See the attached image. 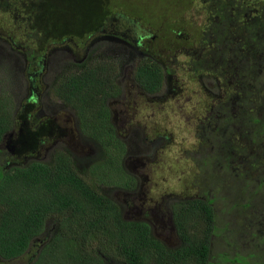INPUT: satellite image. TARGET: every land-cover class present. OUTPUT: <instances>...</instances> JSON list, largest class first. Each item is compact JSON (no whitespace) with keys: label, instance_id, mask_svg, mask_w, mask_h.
Instances as JSON below:
<instances>
[{"label":"trees","instance_id":"obj_1","mask_svg":"<svg viewBox=\"0 0 264 264\" xmlns=\"http://www.w3.org/2000/svg\"><path fill=\"white\" fill-rule=\"evenodd\" d=\"M203 1L205 20L196 46L192 70L194 73H209L232 90L237 89L240 83L237 91L243 97L235 110L243 114L245 119L254 122L255 145L260 152V158L255 164L264 176V0H257L258 3L252 4L246 3L247 0ZM160 2L164 4L163 0ZM143 4H136V12L131 17L135 27V20L141 24L138 21L139 6L143 7L148 17L144 21L147 24L142 22L141 25H151L154 18L159 19L158 4L155 3L154 11L145 8ZM61 6L60 0H40L44 15V36L35 35L32 40L35 45L25 44V50L42 48L50 40H59L64 30L70 32L69 37L79 39L99 31L104 23L105 16L100 21L92 19L75 29H61L49 22L51 12L57 11ZM6 7L8 2L2 0L0 9L5 11ZM161 30V35L154 33L162 42L159 47L156 44L151 46L154 57L158 55L160 47L170 49L172 53L175 44L167 39L179 35L166 25ZM103 43L104 41L98 42L91 50L84 66L71 67L64 76L57 79L54 93L75 109L81 130L93 140L100 151H107L108 155V148L113 142L107 141L111 126L104 103L106 97L117 95L119 87L115 77L113 78L115 69H111L109 59H105L106 56L102 59L94 58L101 54L99 49ZM237 71H241L240 77L243 75V85L239 75L235 74ZM171 74L167 62L154 59L141 61L135 70L140 89L147 93L161 90L164 79ZM256 94L259 97L255 112L250 108L249 111L241 110L244 104L251 107L254 98L252 96ZM9 116L7 109L0 107V140L10 128ZM233 116L228 121L236 125V135H240L241 128L237 130L234 113ZM229 131L234 132L230 128ZM215 134L211 133V138ZM74 166L69 154L58 151L50 163L33 162L27 166L0 170L1 258L9 260L23 255L31 241L42 232L48 210L56 205V201H61L60 206L68 208L61 223L66 227L67 231H63L66 237H52L31 264H105L112 259L125 264L212 263L208 242L216 221L213 205L201 199L176 203L173 218L181 243L176 249H168L150 233L147 224L122 220L117 204L105 192L96 189L92 182L83 179ZM242 213L228 216L225 225L230 222L235 228L243 225ZM248 229L256 234L255 228L248 226ZM257 235L264 244V230ZM253 246V251H246V255L239 254L234 260L245 257L248 264H264L263 259L260 263L256 257L263 258L264 249L256 250ZM252 256L254 257L251 258Z\"/></svg>","mask_w":264,"mask_h":264},{"label":"flooded vegetation","instance_id":"obj_2","mask_svg":"<svg viewBox=\"0 0 264 264\" xmlns=\"http://www.w3.org/2000/svg\"><path fill=\"white\" fill-rule=\"evenodd\" d=\"M135 22L136 27L132 24L133 21L127 19L125 15L115 13L113 18L105 19L101 29L93 34L85 35L79 39L62 36L59 40L48 41L42 48L37 47L28 51L23 49L21 51L20 49L22 47L18 45L12 35L6 34L4 36V34L0 33L1 49L7 48L9 53L6 55V63L9 64L8 68H18L24 81V85L21 88L22 94L19 99L18 108L15 112L17 119H13V122L10 121V128L2 135L0 144L4 142L7 135L10 134L9 136H11L16 131L22 133L26 123L30 130L38 132L33 137V140L40 143L41 148L45 145L43 152H41L40 149L34 148L29 155H23L21 157L16 155L4 163L1 158V155L4 154H2L3 149L1 148L0 165L2 166H0V170L27 166L33 162L50 163L53 161L55 153L58 151H62L71 156L76 172L86 181L90 179L85 175L89 165L93 164L91 170L97 167V174L99 168L104 169V166L96 163V160L100 158L99 151L96 148H94L93 158L84 167L83 159H89L88 157H90V155H84V153H88L84 150L87 151L89 149V143H93V140L81 130L75 109L69 104L61 101V99L55 95L54 87L57 79L64 76L71 67H79L86 64L85 60L89 57L91 50L97 46L96 44L98 42L104 41V43H109V46H115V48L123 50L127 56L125 62H123L120 67V72L118 65L109 59L111 69H115L113 78L115 77L114 79L119 90L117 95L106 97L104 103V108L107 109L108 121L111 126L107 141L109 143L110 141L113 142L111 146L114 149L113 153L108 151V155H106L108 157L107 166L105 167L106 171H102L100 174V176L108 180L110 185L105 193L119 207L122 220L147 224L150 233L167 246L168 249H176L181 243L180 235L174 225L173 218V209L176 203L201 199L213 205L216 200L223 201L222 199H227L231 197L232 194L225 193L222 194V198H220L219 195L212 198L213 195L217 194L215 189H213L212 193H208L207 190H205L201 192V195L193 194L191 196H180L172 192L174 186H171V189L168 187L161 191L157 184L154 189H152V185L147 184L153 174H160L162 172L160 171L161 164L158 160V153L166 144L171 142L172 137L161 131L160 128H156L154 130L155 132L148 130L146 120L148 118L146 116L143 123L137 121L133 122V116L128 114L126 109V102H110V100L116 99V97L121 94L127 97L126 90H121L120 78H117L118 72L122 74L124 86L127 87L130 82H133L138 89L137 93L143 96H148L151 99L159 98L161 100L168 92L167 78L164 79L163 88L155 93H147L141 90L136 81L135 70H137L141 61L148 59L158 60L162 63L163 61L159 57L156 58L157 56H153L151 45L149 46V43L156 38V34L152 33L147 26L138 24L137 20H135ZM179 33L180 32H178V34ZM168 57L169 56H167V58ZM94 58L102 59V56L97 55L94 56ZM209 75L215 79L214 76L211 74ZM239 79L243 85L242 74L241 77L239 75ZM239 85L236 90H232V93L230 92V94L226 96L225 100L217 106L216 110L210 113L208 120L198 126L197 130L200 129L199 132H203L200 134V137L198 136L199 142L201 143L200 145H208L207 151L199 158L201 159L204 169L211 165L212 159L215 158L212 155L214 143L212 140L214 138L208 139V135H210L211 131L209 132L207 126L212 117H222L225 121L222 140L226 148H228V141L231 147L236 148V150L228 149L221 152V154H225L222 158V162L232 166H234L235 162H238L240 170L244 175H252V178L257 180L258 187H249V183L243 185V187L246 188L245 190L250 189V193L246 196L248 199H253V201L257 200L256 203L261 204L260 195L264 193V188L262 187L264 185V177L260 180L259 176H261L262 173L256 166L257 160L260 158V152L255 145L256 134L254 122L245 119L244 115L239 114L235 109L233 111L231 110L232 106L235 107L239 105L241 102L240 98L243 97V94L237 91ZM222 89L229 90L226 86L222 87ZM13 90L15 89L13 88ZM172 93L174 94L175 90H172ZM252 97L254 98H252L253 102L251 107H249L250 105L244 104L241 110L247 109L249 111L250 108V110L255 112L259 96L256 94ZM94 106L95 105H91V107ZM100 106L98 105V107ZM112 111L118 113L117 118L111 116ZM233 113L236 116V123L238 124L237 130L241 128L240 135H236V125L228 121L230 116L231 118L234 117ZM153 115L154 114H152V116ZM9 119L11 120V118ZM26 120L28 123L25 122ZM229 128L234 132L229 131ZM203 136L204 138H202ZM116 139L117 142L115 141ZM197 154L199 155V153ZM249 163L251 164L247 165ZM234 175H238L237 169L236 171L233 170V173H231V176ZM146 185H148V187ZM210 185L214 188V185ZM235 196L238 197V194ZM163 200L168 218L172 224V230L167 233L157 234V226L164 227L163 221L161 222L160 220L163 219L165 214H163L161 208L158 207V205L161 206ZM60 204L61 201H56V205H53L48 210L44 219L42 232L31 241L26 252L20 256V258L24 255L28 256L26 264H31L35 260V256L52 237L57 235L66 237V233H63L66 227L61 225V223L66 217L68 208L61 207ZM223 205L225 206L224 202ZM261 205H264V203ZM221 211L226 214L227 217L229 216L225 209ZM230 224L231 223L225 225L226 230ZM214 226V231L210 233L208 242L211 264H242L244 262L248 264L245 257H241V259L235 261V257L239 256L237 253L233 258L228 257L225 253H219L213 257L212 247L214 241L216 239L218 241H227L226 238L221 237L217 233L218 227L216 221ZM253 228H255L256 234L253 235L251 243L248 245H254L253 248L256 250H259V248L263 250V240L257 234L263 232L264 223H256ZM253 228L251 227V229ZM160 235L164 236L162 237ZM253 257L254 256L251 258ZM256 257L260 260V263L262 259V262H264V257L261 259L259 258L260 256ZM10 260L12 259L5 260L0 257L1 264ZM105 264L125 263L112 259L111 261H106Z\"/></svg>","mask_w":264,"mask_h":264},{"label":"rangeland","instance_id":"obj_3","mask_svg":"<svg viewBox=\"0 0 264 264\" xmlns=\"http://www.w3.org/2000/svg\"><path fill=\"white\" fill-rule=\"evenodd\" d=\"M6 1L8 2L6 10L2 11L0 9V33L4 34V36L6 34L12 35L18 45L22 47L20 50H25L27 48L25 44L32 45L35 43L32 42L35 35L42 34L44 36L45 31L42 29L44 15L42 14L43 10L40 8V0ZM60 2L62 6L57 11L53 10L51 12V20L49 22L61 29H75L85 23L87 24L92 19L100 21L104 16L105 19L106 17L113 18L115 13L125 15L131 21V17L136 12L137 3H146L147 5L143 4L146 6L145 8L153 9V11L155 10V3L160 6L158 8L160 12L159 19L154 18L152 23H150L151 25L145 26L152 33H158V35L163 33L161 28L165 25L176 31L175 33L180 32L176 37L167 39L175 44L172 53H170V49L160 47L158 55L156 54L164 62H167L171 68L172 74L166 80L168 86L167 94L161 100L159 98L151 99L148 96L137 93L138 89L133 82H130L127 87L124 86V79H122V74L119 72L127 54L123 50L115 48V46H109V43L105 42L101 45L103 48L99 49L101 54L99 52L97 54L102 57L106 56L105 59H110L118 65L117 78H120L121 90H126L127 92V97L121 94L116 99L110 100V102H126V109L128 114L133 116V122L143 123V120L147 117L148 130L155 132L156 128H160L161 131L172 137L171 142L166 144L158 153V160L161 164L160 171L162 172L153 174L148 181L147 184L152 185V189L157 184L161 191L168 187L171 189V186H174L172 192L180 196L201 195V192L205 190L208 193H212L213 189H215L217 194L213 195L212 198L217 195L222 198V194L225 193L232 194L231 197L222 199L223 201L216 200L213 204L218 227L217 233L227 239V241H218L217 239L214 241L212 247L213 257L219 253H225L228 257L233 258L236 253L246 255V251H253L251 245L248 244L251 243L254 234L252 230L249 231L248 226L253 228L256 223H264V205H261L264 203V193L260 195L261 204L256 203L257 200L248 199L246 196L250 193V189L245 190L246 188L243 185L249 183V187H258L257 180H254L249 175H244L238 162H235L234 166L226 165L222 162L225 154H221V152L228 149L236 150V148L231 147L229 141L228 148H226L224 141L221 139L224 133L225 121L220 116L212 117L209 120V125L207 124L209 132L211 129L213 134L217 133L213 137L212 149V155L215 158L212 159L211 165L207 166L206 169H204L200 159L204 152L207 151L208 145H200L198 136L200 137L203 132H199L200 129L197 130V128L208 120L210 113L217 109V106L225 100L226 96L230 94V90H232L231 88L229 90L222 89V87H225L223 83L218 79L214 80L208 73L201 71L194 73L192 70L196 46L205 20L204 1L163 0L164 4L160 0H60ZM246 3L252 4L258 3V1L247 0ZM180 5L182 8H179ZM165 6L167 9L164 8ZM138 14L140 15L138 21L141 24L145 19H148L142 6H139ZM69 35V31L66 32L64 30L62 32V36ZM154 44L159 47L162 42L157 39L151 46L153 47ZM8 54V49H1L0 46V106H4L7 109L11 118L10 121L13 122V119H17L15 112L18 108L24 81L18 68H8L9 64L6 63V55ZM167 56L169 57L167 58ZM240 72L237 71L235 74L238 76ZM244 75L246 74L244 73ZM172 90H175L174 94ZM234 109L235 107L232 106L231 110L233 111ZM111 114L113 118L118 117L116 111H112ZM152 114L154 115L152 116ZM25 122L28 123L27 120ZM32 131L25 123L22 133L16 131L12 134L13 136L7 135L4 142L0 144V149H3L2 154L4 153L1 155L3 163L16 155L19 157L29 155L34 148L43 152L45 145L41 148V144L33 140V137L38 132L33 131L32 133ZM211 137V135H208V139ZM94 148L99 151L100 156L96 163L104 166V169L99 168L97 174V167L91 170L93 166L91 164L86 169L85 175L90 178L89 181L95 187L106 192L110 185L108 180L100 176V174L102 171H106L107 154L104 151H100L95 143L91 142L89 143V149L87 151L84 150L88 152L87 154L84 153V155H90V157H88L89 159H83V165L85 167L93 158ZM113 150L112 146L108 148L109 152L113 153ZM236 169L238 170V175L231 176L233 170L236 171ZM259 177L262 180L264 176L261 175ZM210 184L214 185V188ZM146 186L148 187V185ZM262 187L264 188V185ZM236 194H238V197L235 196ZM158 207L161 208L165 215L160 220L161 222L163 221L164 227L156 225L157 234L167 233L172 230V224L164 207V200L161 206L158 205ZM222 209H225L230 217L235 216L238 212H243V225L238 223L240 225L235 228L233 223L230 222L231 224L226 230L227 215L221 211ZM160 236L163 237L164 235ZM17 258L4 264L27 263L28 256L24 255L22 258L20 256ZM242 264L247 263L244 262Z\"/></svg>","mask_w":264,"mask_h":264},{"label":"bare ground","instance_id":"obj_4","mask_svg":"<svg viewBox=\"0 0 264 264\" xmlns=\"http://www.w3.org/2000/svg\"><path fill=\"white\" fill-rule=\"evenodd\" d=\"M198 191V190H197ZM244 208V207H243ZM245 210V209H244ZM258 237V236H257Z\"/></svg>","mask_w":264,"mask_h":264}]
</instances>
